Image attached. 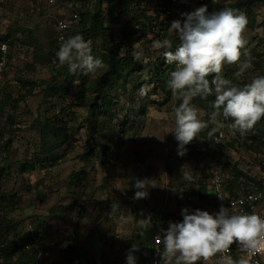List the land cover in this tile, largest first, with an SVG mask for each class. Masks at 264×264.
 <instances>
[{
	"label": "rangeland",
	"instance_id": "obj_1",
	"mask_svg": "<svg viewBox=\"0 0 264 264\" xmlns=\"http://www.w3.org/2000/svg\"><path fill=\"white\" fill-rule=\"evenodd\" d=\"M87 2L58 0L49 5L44 0H15L0 8V29L17 35L11 67L0 83L5 101V108L0 111V129L4 131L7 151L6 158L0 161V168H5L0 175V229L10 238L26 234L30 224L40 230L52 256L37 264H71L64 252L73 244L87 250L90 264H127L128 251L143 228L141 221L150 214L171 215L178 207L187 208L189 214L196 209L210 212L218 206L209 191L212 183L208 171L212 160H220L219 165H225L222 172L230 177L232 171L257 177L258 170L264 166V119L249 131L250 137H239L227 127L223 147H214L212 132L216 127H224L219 122L222 114L215 123L210 121L215 92L213 98L209 95L211 101L206 104L195 97L191 104L198 110V118L208 126L180 149L174 133L169 131L175 127L174 109L181 99L172 93L168 96L160 90L154 91L152 86L142 88L143 94L139 90L136 95V106H145V114L139 120L135 118L123 136L114 134L120 140L107 153L110 162L102 164L96 154L84 158L86 151L93 148L86 127L90 109L87 100L96 94L95 81L105 73L106 67L88 75L78 71L79 84L74 83L67 98L60 100L50 90L53 82L63 79L60 65L57 61L47 63L44 56L50 44L58 41L59 20L67 19L72 30H76L85 17L80 13L96 9V1ZM122 9L117 7L115 14L108 17V34L118 36L121 27L128 24L131 13L119 14L118 10ZM237 10L248 21L243 33L248 54L238 64H225L222 75L233 85L243 87L264 73V0L255 1L250 10ZM147 12H152L149 6ZM86 42L91 47L95 42L98 48L100 41ZM152 42L151 35L142 38L135 45L136 52L147 59L156 58L163 49H153ZM245 62L250 66L237 76ZM232 76L236 77L235 81ZM14 80H19V85L13 84ZM23 82L37 86L28 90ZM117 93L121 97L114 106L118 118L124 120L133 104L126 93L114 94ZM14 99L19 101L17 105ZM49 119L54 120L55 130L49 135L48 143L63 140V131L58 132L63 124H67L69 139L56 151L55 160L24 171V165L34 162L35 155L41 151V126ZM181 151L183 155L179 154ZM80 171L87 178L73 183L71 174ZM144 178L155 187L147 189V198L133 199L136 180ZM202 186L207 188L206 195L200 194ZM110 240L112 244L108 243Z\"/></svg>",
	"mask_w": 264,
	"mask_h": 264
},
{
	"label": "clouds",
	"instance_id": "obj_2",
	"mask_svg": "<svg viewBox=\"0 0 264 264\" xmlns=\"http://www.w3.org/2000/svg\"><path fill=\"white\" fill-rule=\"evenodd\" d=\"M183 22L174 20L169 32L178 34L180 44L175 51L166 50L163 58L168 63L176 62L171 72L168 87L173 96L181 99L175 107L174 133L180 149L195 139L208 126L198 118V110L191 104L195 97L207 98L215 92L214 111L211 122L215 123L221 114L227 120L234 121L229 127L243 137L257 122L264 118V76L254 78L250 83L239 87L233 85L222 75L225 64L234 65L247 56L246 30L247 18L238 14V10L225 7L209 13L207 5H202L190 13H183ZM61 24L59 28H63ZM61 43L56 55L61 66L67 65L68 71L75 74H94L105 67L104 62L92 54L91 46L82 35L76 34ZM6 50V45L0 46ZM152 48L171 49L169 39H155ZM140 60L142 53H135ZM250 64L245 62L236 73L241 75ZM209 76L214 78L210 81ZM79 84L78 80H74ZM143 89L141 92L143 94ZM222 110V112H221ZM183 155V151L179 153ZM134 187L137 191L133 199H145L149 187H155L147 178L137 179ZM183 221L169 222L163 231V252L159 253L164 264H209L218 254L215 264H251L252 257L264 253V217L256 213L230 214L223 206L215 214L196 209L189 214L182 209ZM152 226L151 217L141 221V227ZM236 244L241 252L238 259L230 254V248ZM138 248L134 244L126 256L127 264H136L133 255Z\"/></svg>",
	"mask_w": 264,
	"mask_h": 264
},
{
	"label": "trees",
	"instance_id": "obj_3",
	"mask_svg": "<svg viewBox=\"0 0 264 264\" xmlns=\"http://www.w3.org/2000/svg\"><path fill=\"white\" fill-rule=\"evenodd\" d=\"M15 0H12L6 4H3L2 7H7L12 4ZM89 3L91 1L95 2L94 10L88 9L84 13V19L81 20L78 28L72 30L71 26L64 31L65 39L69 36H74L80 34L83 36L85 41L88 39H93L94 41L99 40L98 48L94 44L92 50L93 56L100 58L106 67L105 73L95 81V92L96 94L90 97L87 102L90 106L89 117L87 122V131L89 137L92 139L93 148L90 147L89 151H86L84 158H89L93 154H96L100 159L102 164H108L110 158L108 157V152L111 150V147L114 146V143L119 142L120 139H116L117 133L119 135H124L127 129L133 126L132 121L136 118L139 120L145 114V106L138 107L136 106V95L139 94V90L146 86H152V90L162 91L165 95L170 96L171 90L168 87V80L170 74L176 68V62L168 63L165 58H163V53L166 50L175 51L176 47L180 44L178 34L169 32V28L166 27L163 33L154 29V26L157 24L158 18L153 17V15L147 12V5L151 0H85ZM227 0H213V2L206 3L208 8H211L214 11H219L225 7H232L234 9L246 8L251 9V6L257 0H234L233 2L227 4ZM87 2V4H89ZM105 6V7H104ZM123 7L122 10H118L119 14L131 13L130 20L128 24H125L121 27V32L116 36L115 34H108L109 30V21L108 17L115 14L117 7ZM202 6V5H201ZM200 6H196L198 8ZM106 8L109 11H106ZM128 11V12H127ZM88 16V17H86ZM6 39L10 41L11 47L16 44L17 35L15 32H4ZM151 35V40L159 39H169L172 42L171 49H163L162 54L151 56L146 58L142 56L140 60L134 58L135 45L139 43L142 38L148 39ZM60 32L58 35V41L55 40L50 44L49 51L45 54L44 58L47 63H53L59 59L56 55L59 50L61 40H59ZM150 43V40H149ZM148 50V49H147ZM60 65V64H59ZM60 74L63 76L61 81L53 82L50 85V90L60 100H65L74 86V80H77V73L72 74L68 71V66L65 64L59 66ZM264 76V73L261 74ZM214 77L209 76L208 79L211 81ZM232 78L236 79L235 76ZM23 85L28 90H33L37 84L33 82H23ZM84 86V84H82ZM123 91L126 95L129 96L131 104H133L129 111L126 114V118L119 119L117 116V108L114 106L116 99H119L120 93L117 91ZM114 95V96H113ZM213 98L214 96L211 95ZM211 97L201 98L200 103L206 104L211 101ZM1 109L5 108V101L1 97ZM79 99H82V96H78ZM15 105L19 103L18 100L14 99ZM182 101H179V104ZM147 105V104H145ZM65 111V110H64ZM222 112V110H221ZM223 116V115H222ZM221 116V117H222ZM55 118L54 120H57ZM264 119V118H262ZM11 122H13V116H10ZM54 120H46L45 123L41 126V136L42 147L41 151L35 155L34 162H28L24 165V171L33 170L36 164H45L46 162L53 161L57 158L58 149L63 147L69 136L67 134V124H63L62 128L58 129V132L64 133L63 140L61 142L56 141L54 144L50 145L48 143L49 135H51L52 130H55L53 125ZM132 124L128 125L127 122ZM211 121V119H210ZM229 123H233L231 118L227 119ZM212 127V126H211ZM217 127L213 130V136L211 137V142L214 147H223V144L218 145L214 141L215 132H217ZM238 136L242 137L239 132ZM54 134V133H53ZM116 134V135H114ZM4 131L0 129V138L4 141ZM251 132H247L246 137H250ZM252 137H255L252 135ZM7 145V142H6ZM6 158V157H5ZM3 158V160L5 159ZM2 159H0L1 161ZM5 168H0V175L4 174ZM232 175L229 179L228 185L230 189H234L237 186L236 180L240 175L247 176L248 174L242 172L232 171ZM72 175V182L77 183L87 178L85 172H76ZM207 188L202 186L200 188V194L206 195ZM209 195V193H208ZM174 216L179 219V222L183 221L182 208L178 207L171 216ZM172 216V217H173ZM173 217V218H174ZM175 219V218H174ZM156 233V228L154 225L148 228H141L137 233L134 244L137 248H143ZM0 238H3L7 241V247L4 252V257L0 264H37L38 256L37 254L31 253L25 249V245L31 241L32 237L30 233H26L23 236H17L10 238L6 236L2 229H0ZM133 244V245H134ZM132 248V246H131ZM66 259L71 264H90L88 259V253L85 248H80L77 244L69 246V248L64 252ZM136 257V264L138 263V256L136 252L133 253Z\"/></svg>",
	"mask_w": 264,
	"mask_h": 264
},
{
	"label": "built area",
	"instance_id": "obj_4",
	"mask_svg": "<svg viewBox=\"0 0 264 264\" xmlns=\"http://www.w3.org/2000/svg\"><path fill=\"white\" fill-rule=\"evenodd\" d=\"M12 0H0V8L3 4H6ZM47 4L53 5L58 0H44ZM213 2V0H151L147 6L152 10L151 15L157 17V24L154 29L163 33L166 27L173 18L176 20H184L183 13H190L194 11L196 6H201L206 3ZM209 13L213 12L211 8H208ZM79 16V13L76 14ZM64 25L60 29V36L65 37L64 31L70 27L67 19H61L58 21V26ZM4 31L0 29V46L6 45V50L0 48V83L1 80L7 75L12 63L13 49L10 41L5 38ZM13 84L19 85V80H14ZM1 107V98H0ZM219 122L224 127H219L214 135V141L216 144L221 145L226 139L225 129L228 127L231 133L234 132L229 123L223 116ZM244 135L243 137H246ZM7 156L6 148L3 144V140L0 138V159ZM220 160L214 159L209 163V174L211 175V188L210 194L214 200L219 204L218 209L223 206L229 208L230 214H252L256 213L264 217V166L260 168L258 176L240 175L236 180L237 186L234 189H230L228 182L230 176H227L223 171L225 165H219ZM217 210V211H219ZM195 210L190 211L192 214ZM212 214V213H210ZM215 215V214H213ZM152 225L156 228V233L153 238L143 248H138L136 255L138 256L137 264H164L161 260L160 254L163 252V244L161 243L163 238V231L169 227V222H176V220L168 213L150 214ZM148 216V217H149ZM27 232L31 234V241L25 245V249L31 253L37 254L38 261L47 259L52 256L51 251L48 250L43 233L40 230L34 229L30 224L27 228ZM112 244V240L108 242ZM7 241L0 238V262L4 257V252L7 247ZM229 254L238 259L241 252L236 244H233L230 248ZM219 254L213 257L211 264H215V261L219 260ZM251 264H264V253H258L252 257Z\"/></svg>",
	"mask_w": 264,
	"mask_h": 264
},
{
	"label": "crops",
	"instance_id": "obj_5",
	"mask_svg": "<svg viewBox=\"0 0 264 264\" xmlns=\"http://www.w3.org/2000/svg\"><path fill=\"white\" fill-rule=\"evenodd\" d=\"M214 200V199H213ZM215 202H217L216 200H214ZM218 203V202H217ZM218 206H219V204H218ZM218 206H216L215 205V207H214V209L213 210H211L209 213H212V214H216L218 211L217 210H219L218 209ZM154 214V213H153ZM176 220V219H175ZM209 264H211V261L209 262Z\"/></svg>",
	"mask_w": 264,
	"mask_h": 264
}]
</instances>
